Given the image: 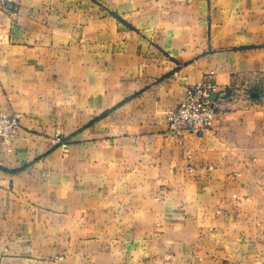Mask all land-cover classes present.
<instances>
[{
	"label": "crops",
	"instance_id": "0c3cea01",
	"mask_svg": "<svg viewBox=\"0 0 264 264\" xmlns=\"http://www.w3.org/2000/svg\"><path fill=\"white\" fill-rule=\"evenodd\" d=\"M0 111V264H264V0H12Z\"/></svg>",
	"mask_w": 264,
	"mask_h": 264
},
{
	"label": "built area",
	"instance_id": "2783aa9c",
	"mask_svg": "<svg viewBox=\"0 0 264 264\" xmlns=\"http://www.w3.org/2000/svg\"><path fill=\"white\" fill-rule=\"evenodd\" d=\"M11 1L0 0V7H4ZM214 92V86L207 83L186 88L177 106L164 116L168 132L178 136L184 133L204 134L211 131L216 116L215 106L210 100ZM18 129L19 122L16 116L0 111V141L12 142ZM57 141L60 148L66 150L67 144Z\"/></svg>",
	"mask_w": 264,
	"mask_h": 264
}]
</instances>
